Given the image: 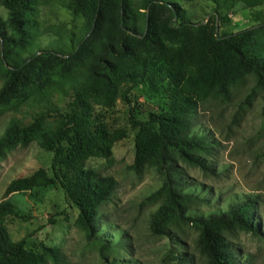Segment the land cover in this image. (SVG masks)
Masks as SVG:
<instances>
[{
	"label": "trees",
	"instance_id": "16d2710c",
	"mask_svg": "<svg viewBox=\"0 0 264 264\" xmlns=\"http://www.w3.org/2000/svg\"><path fill=\"white\" fill-rule=\"evenodd\" d=\"M0 1L7 10L6 19L0 15V113L23 106L34 110L29 121L13 119L7 125L0 137V162L16 147L34 141L53 153V176L39 169L13 180L7 194L58 183L79 210L78 225L89 240L100 243L104 254L110 243L98 234L99 209L111 199L117 182L88 168L87 162L109 159L127 133L109 132L99 123L96 107L112 109L119 99L129 101L134 88L147 84L168 99L164 114H151L146 121L132 119L137 129L132 169L140 173L154 167L164 177V202L151 217V231L169 236L172 224L193 225L200 232L198 247L208 264H239L226 233L236 229L259 233L255 203L245 198L225 210L195 213L201 197L179 163L213 174L206 157L210 146L192 129L193 113L203 99L226 98L249 74L264 84V22L218 40L216 18L195 21L197 0H53L81 25L78 33L58 32V49L44 50L38 48L44 1ZM202 1L219 10L237 0ZM239 1L245 8L264 5V0ZM68 96L72 102L63 113ZM52 118L61 120L49 129ZM9 216L21 217L14 204L4 201L0 264L60 263L57 248L41 245L40 251H33L25 240L13 241L1 222ZM173 261L188 264L182 256Z\"/></svg>",
	"mask_w": 264,
	"mask_h": 264
},
{
	"label": "rangeland",
	"instance_id": "374dc122",
	"mask_svg": "<svg viewBox=\"0 0 264 264\" xmlns=\"http://www.w3.org/2000/svg\"><path fill=\"white\" fill-rule=\"evenodd\" d=\"M43 1L38 48L58 49L57 33L69 30L78 33L81 20L57 7L53 0ZM195 7L196 22L213 17L217 21L218 17L219 35L264 22V5L245 8L237 0L232 7L217 10L214 4L197 0ZM0 15L7 18L1 1ZM221 18L229 22L221 24ZM2 84L0 77V88ZM71 102L68 96L62 104L63 113ZM167 110V96L154 92L147 84L134 88L129 101L119 99L112 109L96 107L99 123L109 132L127 133L114 145L109 159L93 158L87 162L88 168L112 176L117 182L111 199L99 209L98 234L110 243L104 254L100 243L89 240L78 225L79 210L68 202L58 183L7 194L13 180L39 169L53 176V153L42 150L37 141L8 152L0 162V203L11 202L21 215L1 219L12 240H25L26 247L33 251H40L41 245L59 249V264H174L177 256L187 258L188 264H208L198 247L200 232L193 225L172 224L169 236L151 231V217L164 202L161 192L164 177L154 167H146L140 173L132 169L137 134L132 119L146 121L151 114H164ZM33 113L29 106L1 112L0 137L11 120L27 122ZM60 120H48V128L53 129ZM192 129L206 138L210 146L206 157L214 170L213 174L206 173L186 162L179 163L192 190L201 197L194 205L195 213L225 210L234 202L251 199L255 203L254 218L259 233L236 229L226 233V237L239 264H264V84H258L256 77L249 74L232 87L226 98L208 97L199 101L192 116ZM46 264L55 263L48 260Z\"/></svg>",
	"mask_w": 264,
	"mask_h": 264
},
{
	"label": "water",
	"instance_id": "95a60500",
	"mask_svg": "<svg viewBox=\"0 0 264 264\" xmlns=\"http://www.w3.org/2000/svg\"><path fill=\"white\" fill-rule=\"evenodd\" d=\"M216 15H217V14H216ZM209 16H211V15H209ZM216 36H217L218 40L221 39V38H220V35H219L218 17H217V25H216ZM2 53H3V52H2Z\"/></svg>",
	"mask_w": 264,
	"mask_h": 264
}]
</instances>
